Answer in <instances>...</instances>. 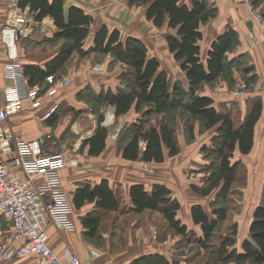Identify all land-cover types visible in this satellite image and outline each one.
<instances>
[{
	"label": "crops",
	"instance_id": "0c3cea01",
	"mask_svg": "<svg viewBox=\"0 0 264 264\" xmlns=\"http://www.w3.org/2000/svg\"><path fill=\"white\" fill-rule=\"evenodd\" d=\"M206 1L216 14L200 28L202 39L198 45L201 61L205 64L211 43L231 29L235 32L237 40L233 49L227 52L226 58L235 63L238 60V68L233 69L235 71L233 80L229 81L221 75L215 83L201 84L198 93L210 98L217 111L228 114L233 119L235 127L241 125L253 103L257 101L261 103L260 116L253 129L251 150L244 155L238 149L233 153V161L242 163V167L238 169L237 181L241 184L235 183V192L229 195L231 205L228 208L227 219L218 225L210 242L211 246H218L222 238L235 229V235L232 236L235 240L234 248L242 252L243 242L250 239V225L254 219V212L257 207H264V35L246 10L245 0ZM253 1L256 2L257 8L264 12V0ZM63 2L66 6L80 7L93 18L91 36L87 37L84 43L85 49L92 46L93 34L104 25L109 31L117 30L121 42L129 37L140 40L147 49L148 57L159 61V70L166 73L169 87L178 82L184 88H188L185 73L180 69V62L174 59L166 42L167 36L174 34V31L166 24L158 28L148 21L144 5H131L130 0H102L103 8L96 10L94 6L98 4L97 0ZM179 3L191 6L192 0H180ZM98 7L101 6L98 4ZM9 12V1L0 0V107L5 99V88L11 85L5 71L9 60L8 50L1 40V30L7 22ZM42 21L51 24L53 30L48 34L52 35L56 31L53 21L49 17ZM58 47L48 57L42 51L24 50L21 43L16 44L18 61L22 66L37 64L43 67L56 54ZM121 64L123 63H117L110 54L92 53L85 57L73 54L58 76L57 86L60 90L54 97L48 98L49 101H45L38 109H24L10 116L9 126L15 136L33 139L43 138L50 133L58 142L68 120L62 119L59 124L57 122V128L47 122L41 124L38 120L41 114L55 104L56 107L64 104L69 113L86 112L85 119H81L82 123L84 122L82 125L94 131L98 116L77 97V94L86 89L97 95L102 90L116 91L124 87L120 78ZM246 77L248 79L255 77V82L243 90L241 84ZM67 78H71L72 81L64 85L61 80ZM108 109H112L111 106L107 105L105 110ZM102 115L105 120L104 113ZM123 116L130 118L127 124H131L139 114L131 110ZM72 126L79 128L76 123ZM196 127L198 129V124ZM213 135L214 129L202 134L195 129L193 141L187 142L186 138L177 140L178 154L166 156L165 161L160 164L125 160L119 151L118 156L113 157L108 153V136L106 147L100 155L89 156L85 148L82 157H77V165L61 171L64 188L70 183L71 188L69 190L65 188L70 200L76 188L85 185L93 187L105 180L115 195L117 208L101 213L98 228L93 235L88 234L89 231L83 226L82 220L98 211L95 203H85L79 209L73 208L71 220L75 230L70 232L50 226L49 247L61 259L73 254L86 264H163L160 263L161 259L169 264H203L208 252L198 244L202 230L199 225L193 223L191 208L194 205H201L209 214V203L216 192L214 190L209 196L203 197L193 191L192 186L200 185L205 175L204 167L209 163L205 160L201 148L210 145ZM80 136L74 144V151H77L83 142ZM140 146L142 149L143 143ZM157 184L169 189L171 199L179 203L180 208L176 211L175 218L186 227L185 235L175 234L169 229L161 209L136 212L129 196L130 187L142 185L145 191L150 193ZM1 222L0 235L3 238L10 224ZM33 263L31 258L9 262V264Z\"/></svg>",
	"mask_w": 264,
	"mask_h": 264
},
{
	"label": "trees",
	"instance_id": "16d2710c",
	"mask_svg": "<svg viewBox=\"0 0 264 264\" xmlns=\"http://www.w3.org/2000/svg\"><path fill=\"white\" fill-rule=\"evenodd\" d=\"M179 2L130 0L131 5L146 7L145 17L154 26L160 28L166 24L174 31V34L167 36L166 42L168 50L180 62V69L185 73L187 89L178 82L169 87L166 73L159 70L160 64L156 58L148 57L144 44L131 37L121 42L117 30L109 31L106 26H101L92 36V46L85 49L84 43L91 36L93 18L78 6H66L63 0H19L18 6L21 9L27 8L35 21L41 22L46 17L53 21L56 31L46 42L61 41L56 54L43 67L37 64L24 65L23 75L29 85H40L44 94L51 86L46 78L53 76L57 80L73 54L80 57L92 53L110 54L115 61L123 63L128 68L120 75L124 87L116 91L102 90L97 95L85 89L77 97L82 99L88 95L96 104L114 107L116 116L126 115L131 110L139 114L133 123L126 124L119 142V152L125 160L160 164L166 156L177 155L179 149L173 125V116L177 111L187 117L183 127L187 142L195 138L196 124L199 134L214 129L211 144L201 148L209 163L204 167L205 175L200 185L192 186L193 191L203 197L209 196L214 190L216 192L209 203L210 215L201 205L191 208L192 221L202 230L198 244L208 252L203 264H264V207H257L254 212L250 239L243 242L242 252L234 248L235 240L232 236L235 235V229L223 237L218 246L210 245L218 225L227 219L231 205L227 200H231L229 195L235 192L238 169L242 167L241 161H233V153L238 149L244 155L251 150L253 129L260 116L261 103H253L241 125L235 127L228 114L217 111L210 98L198 93L201 84L215 83L221 75L229 81L233 80V69L238 68V60L237 64L228 61L226 54L233 49L236 34L230 29L212 42L204 64L198 45L202 39L200 28L215 17V10L208 6L206 0H192L191 6ZM253 3L257 7L256 2ZM243 80L244 84L250 86L255 82V77ZM47 99H43V103ZM88 104L95 113L91 103ZM58 109L59 105L48 118L47 123L50 125L58 122ZM154 115L161 117L156 124H151L150 118ZM102 121L103 115L99 114L93 134L81 144L89 156L100 155L106 147L108 129L101 125ZM54 141L57 142L56 139ZM141 143L144 145L142 149ZM170 194L169 189L160 184L154 185L150 193L142 185H133L129 189L136 212L161 209L169 229L175 234L185 235L186 227L175 218L180 205L171 199ZM90 202L95 203L98 211L88 215L82 223L88 229V234L93 235L98 228L101 213L117 208L115 195L107 181L103 180L93 187H78L73 191L71 203L74 209ZM1 223L4 224V221ZM160 263L164 264L165 261L161 259Z\"/></svg>",
	"mask_w": 264,
	"mask_h": 264
},
{
	"label": "built area",
	"instance_id": "2783aa9c",
	"mask_svg": "<svg viewBox=\"0 0 264 264\" xmlns=\"http://www.w3.org/2000/svg\"><path fill=\"white\" fill-rule=\"evenodd\" d=\"M8 1L10 12L1 30V40L8 50L5 71L11 85L5 88L0 107V221L10 224V228L0 241V262L31 258L33 264H86L73 254L61 259L48 244L50 226L75 230L71 220L73 206L63 186L61 171L67 165H77V157L68 160L65 153L50 152L55 145L50 133L43 138L24 139L15 136L9 126L10 116L24 109H38L43 99L54 97L58 92L53 76L46 78L51 86L44 94L40 85H29L16 52L18 38L33 35L40 29L51 33L53 27L45 21H35L27 8L18 6L19 0ZM245 8L264 35V14L253 0H245ZM71 81V78L61 80L64 85ZM247 88L241 84V89ZM55 109L56 104L38 117L39 122L45 124ZM92 134L89 130L80 140Z\"/></svg>",
	"mask_w": 264,
	"mask_h": 264
},
{
	"label": "rangeland",
	"instance_id": "374dc122",
	"mask_svg": "<svg viewBox=\"0 0 264 264\" xmlns=\"http://www.w3.org/2000/svg\"><path fill=\"white\" fill-rule=\"evenodd\" d=\"M97 1L101 7H98V4H97L96 6H94V9H96V10H99L97 8L102 9L103 8L102 0L101 1L97 0ZM257 9H259V8H257ZM261 13L264 14V12H262V11H261ZM36 32L37 33H35L34 35H30V36H27L25 38H18V40L16 41L17 42L16 44L19 45L21 43V47L23 45L24 50L29 49L31 51H34V50L35 51H37V50L42 51L43 53L46 54V56L49 57L50 55H52V52H54L56 50V48L61 43V41L58 40L56 43L46 42L45 41V40H47L46 38H48L50 36V35H44L45 33H48L47 29H45V31H41V29H40L39 31H36ZM39 37L40 38L43 37V38L40 39ZM38 39H40V42H38L39 41ZM37 43H40V44H37ZM117 63H121V62L117 61ZM121 66H122V72H121V75H122L128 70V68L123 64H121ZM118 71L119 70H117V72ZM233 74H235L234 70H233ZM121 82H122V80H121ZM82 101L87 105V107L89 109L91 108V106L88 103H91L92 108H94V110H95L96 114L95 113L94 114L96 116L104 113L105 120L103 119L101 125L108 129V135H107L108 136V142H107L108 143L107 144L108 145V153H111L110 155H112L113 157H117L118 151H119V148H118L119 142L121 140L123 130H125L126 124H127L128 120H130V118L125 117V116H116L115 113H113L112 109H110V110L108 109L106 111L105 108L107 107V105L96 104L95 100L92 99L91 97H89L88 95L83 96ZM85 114H86V112H84V111L80 112L79 114H73L71 112L69 113V111L67 110L65 105L61 104L59 114H57L58 115L57 116L58 117V124L61 122L62 119H67L68 124L66 125L64 130L61 132V137H60L61 139L58 142H56L53 147H51L49 149L50 152L65 153L68 160L71 157H75V158L76 157H82L83 149H82L81 143H80L79 147L77 148V151H74V149H75L74 144H75V142H77L76 140L79 139V135H81L80 137H82L86 132H88L90 130L88 128L83 127L84 122L82 123L81 119L82 118L85 119V116H84ZM176 114L173 116V123H174L173 125H174V128L176 130L177 140L180 141L181 138H183V139L185 138L183 127L185 125V122L187 121V117H186V115L180 113L179 111H177ZM66 116H68V117L66 118ZM160 117H161V115L152 116L150 118L149 123L156 124L158 122V120L160 119ZM78 121H79V123H78ZM73 123H76L79 128L73 127L72 126ZM58 124L54 125V128H57ZM181 130H183V131H181ZM196 130H198L197 127H196ZM210 144H211V142H210ZM106 152H107V150H106ZM66 167L69 168L71 166L67 165ZM69 184L66 185V187H65L67 190H69V188H71ZM240 184H241L240 182L236 183V185H240ZM227 202H230V204H231V200H227ZM1 238H2V236L0 235V239ZM0 264H9V263L0 262Z\"/></svg>",
	"mask_w": 264,
	"mask_h": 264
},
{
	"label": "water",
	"instance_id": "95a60500",
	"mask_svg": "<svg viewBox=\"0 0 264 264\" xmlns=\"http://www.w3.org/2000/svg\"><path fill=\"white\" fill-rule=\"evenodd\" d=\"M111 108H112L113 113H115V108L114 107H111Z\"/></svg>",
	"mask_w": 264,
	"mask_h": 264
}]
</instances>
